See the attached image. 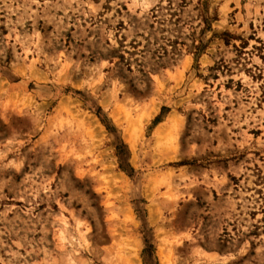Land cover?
I'll use <instances>...</instances> for the list:
<instances>
[{"label":"rangeland","instance_id":"obj_1","mask_svg":"<svg viewBox=\"0 0 264 264\" xmlns=\"http://www.w3.org/2000/svg\"><path fill=\"white\" fill-rule=\"evenodd\" d=\"M137 262L264 264V0H0V264Z\"/></svg>","mask_w":264,"mask_h":264},{"label":"bare ground","instance_id":"obj_2","mask_svg":"<svg viewBox=\"0 0 264 264\" xmlns=\"http://www.w3.org/2000/svg\"><path fill=\"white\" fill-rule=\"evenodd\" d=\"M36 72V71H35ZM36 76V75H35ZM106 99V98H105ZM108 99V98H107ZM110 99V98H109ZM63 102V101H62ZM105 102V101H104ZM63 103H66V102H63ZM61 104V103H60ZM156 110V109H155ZM152 113H153V111H152ZM174 117V115H171L170 116V118H169V120L168 121H172V123H175V118H173ZM143 121V120H142ZM165 122V121H164ZM167 122V121H166ZM98 123V122H97ZM169 124H170V122H169ZM98 125V124H97ZM130 125V124H129ZM128 125V129H127V138H128V141H129V143H131L132 145L134 144V142H135V139H136V137L138 136V134L141 132V122H139V121H136V122H131V125L129 126ZM178 126V125H177ZM165 127H166V123H164V124H161L159 127H158V129H157V132H155V133H157V134H159V133H161L162 131H164V129H165ZM168 127V126H167ZM141 135H142V133H141ZM126 137V136H125ZM168 176V175H167ZM172 177V176H171ZM166 178V177H165ZM168 178V177H167ZM162 179V178H161ZM172 179V178H171ZM166 180V179H165ZM167 181V180H166ZM157 210V209H156ZM155 210V211H156ZM162 243V242H161ZM168 243H170V241L168 242ZM160 244V243H159ZM164 244V243H163ZM166 244V243H165ZM158 249H160L159 248V246H158ZM165 249H167V248H165ZM136 251V250H135ZM169 252H171V251H169ZM136 253V252H135ZM173 254V253H172ZM162 255V252L160 251V256ZM137 256V255H136ZM163 258V257H162ZM137 264H138V262H137Z\"/></svg>","mask_w":264,"mask_h":264}]
</instances>
